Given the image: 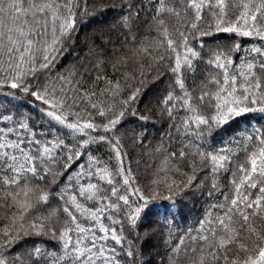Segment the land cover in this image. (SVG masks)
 Returning a JSON list of instances; mask_svg holds the SVG:
<instances>
[{"label": "snow or ice", "instance_id": "6c2138e0", "mask_svg": "<svg viewBox=\"0 0 264 264\" xmlns=\"http://www.w3.org/2000/svg\"><path fill=\"white\" fill-rule=\"evenodd\" d=\"M149 3L151 15L148 27L149 31L156 33L153 38L156 47L144 41L137 42L132 32V21L147 7H142L143 0L139 3L121 0L119 5L113 0H97L91 11L88 0H0V87L7 85L11 89H19L40 101L45 107L38 111L48 118V132L55 133L50 139H39L28 122L30 117L14 114L7 108L0 110V121L7 122L0 126V208L10 212L7 217L10 223L0 228V264H151L144 258L145 252L137 243L139 236L135 234V229L149 201L158 196L155 192L144 196L139 188H133L144 204L132 208L129 196L120 194L119 187L114 183V174L106 167L95 168V172H91L85 170L84 164L77 165L82 169L77 177L96 175L98 182L86 186L78 184L75 194L67 196L64 192L60 196L62 200L67 196L62 209L67 219L59 231L46 223L56 215L55 211L47 217H37L27 227L24 221L37 205L46 204L50 195L47 190L33 186L29 181H48L49 177L55 181L63 174L52 167L59 162L57 150L63 151L64 170L85 155L90 162L88 168H93L99 162L84 149L90 144L108 143L118 163L115 175L123 176V185L131 187L134 177L130 169L124 175L120 141L114 133L131 103L140 97L143 86L151 82L148 77L154 67L164 61L166 55L171 59L170 54L175 53V63L169 65L168 70L174 75V83L182 95L175 96L174 92H169L163 101L165 111L172 119L173 110L177 107L187 113L176 129L178 132L182 129L186 135L202 138L235 118L249 113L264 114V48L252 47L249 54L255 53L256 56L235 65V72L230 71L234 61L227 52L211 51L206 63L219 71L206 75L191 91L186 88L182 72V69L190 72L195 78L194 61L201 59V54L190 46L189 40L190 37L196 39L197 34L199 37H211L216 33H235L264 41V0H149ZM110 8L128 9L120 17L122 33L118 37L127 51L112 64L116 71L126 70L123 85L118 80L96 75L95 81L104 80L107 85L101 93L106 99L99 100L96 91H89L83 86L85 76L90 74L87 69L84 73L74 71L68 76L59 75V87L50 79L48 83L36 86L26 82L29 77L38 80L41 74L52 71L59 58L75 44L80 22L97 11L107 12ZM206 16L208 22L202 26ZM177 47L182 48L183 53L178 52ZM200 47H204L203 41ZM238 50L239 44L233 51ZM90 52L96 55L95 47ZM102 64L103 61L97 59L94 68L99 70ZM133 81L135 83L130 84ZM122 87H131L132 90L127 99L119 102L122 107L117 111L115 104L108 103L107 96L115 99ZM197 88L199 92H196ZM170 101H180L179 106L175 103L169 105ZM73 108L80 110L73 111ZM89 109L94 110L95 116L103 118L101 123L95 122ZM140 118L148 119L147 116ZM253 119H264V115ZM57 125L60 127L57 128ZM193 128L196 131L193 132ZM63 129L69 131L61 134ZM88 130L103 131L106 135L93 136ZM109 133L112 135H107ZM13 135L15 139L11 138ZM69 135L79 139L65 143V137ZM237 147L245 154V159L232 173L231 195L223 194L224 201L212 206L221 209V212L215 215L209 213L200 222L201 227L195 236L190 237V244L184 246L182 239L180 244L170 249L166 264H264V130L254 128L253 133L243 137V142ZM236 154L228 147L204 152L198 146L192 153L201 164L207 162L210 165L213 190H219L216 175L229 170ZM187 155L181 150L178 154L170 153V158L183 160ZM164 163L167 164L168 160ZM196 164L197 160L190 161L194 171ZM175 170L180 171L179 168ZM194 180L193 175L187 178L183 187L175 181L165 186L174 196L192 187ZM100 182H106L111 187L103 189ZM174 185L179 192L174 190ZM209 195H212L211 191ZM77 196L85 201L106 203L89 208ZM120 202L131 209L125 212L132 229L131 239L123 235V229L118 234L115 228H108L102 223L99 224V231L103 235L97 236L92 228L78 222L77 213L99 223L103 213L119 212ZM113 223L121 221L113 220ZM33 234L51 235L52 239L59 241V250L46 251L34 245L23 254L11 252L24 237ZM109 239L120 246L119 252L115 246L106 243Z\"/></svg>", "mask_w": 264, "mask_h": 264}, {"label": "trees", "instance_id": "16d2710c", "mask_svg": "<svg viewBox=\"0 0 264 264\" xmlns=\"http://www.w3.org/2000/svg\"><path fill=\"white\" fill-rule=\"evenodd\" d=\"M90 11L91 6L97 3V0H88ZM117 5L121 0H113ZM133 3H139V0H132ZM143 6H147L145 10L140 12V16L132 21V32L137 37V42L144 41L151 43L156 47L155 41L156 33L149 31L148 21L151 15V5L149 0H143ZM128 9H109L107 12L97 11L95 15L89 16L85 21L80 22V27L77 34V39L74 45L59 58L55 67L51 72L41 74L39 79L27 78L28 83L32 86L37 84H46L49 79L57 84V77L59 75L68 76L71 72L84 73L88 70L89 75L85 76L86 82L83 84L84 88L89 91L97 92V99L104 100L106 96L101 94L102 90L107 87L104 80L95 81L96 75H103L112 81H120L124 84V71H116L112 64L118 56L127 51V48L121 44L118 37L122 33L119 25L120 17L126 14ZM208 17L202 26H206ZM126 31V30H123ZM147 38V39H145ZM203 41L204 47H200V42ZM189 44L201 54V59L195 60L196 74H193L182 69L183 78L186 88L191 91L200 81L209 73L215 74L218 69L211 68L207 65L206 60L211 51L223 50L227 52L234 61L231 72L237 71L235 65H240L243 61L252 60L256 56L255 53L249 54L252 47L264 48V41L254 37L238 36L235 33H216L211 37H199L196 39L190 37ZM240 45V50L233 51L235 45ZM96 49V55L90 52V49ZM177 51L183 53V49L177 47ZM171 59L167 58L156 67L149 75V83L143 86L140 97L131 103L129 110L120 125L115 130V135L120 141V150L124 160V175L128 174V169L131 170V175L134 177V183L131 187L123 185V176L115 175L118 163L115 158V153L112 147L105 142L90 144L84 151L95 157L99 162L93 168H88L90 163L87 155L82 156L80 160L72 163L71 167L64 170L63 164L65 162L63 151L57 150L59 162L53 164L63 174L58 176L55 181L30 180L29 183L33 186H38L47 190L49 200L46 204L37 205L35 209L29 212L25 217V226L35 221L37 217H47L50 212L55 211L56 215L46 223L50 227L59 231L64 226V221L67 219L66 214L62 211L65 206L67 196L76 193L78 184L87 185L88 183H97L98 177L96 175L88 176L81 175L77 177V173L82 169L77 167L78 164H84L86 171L95 172V168H108L114 174V183L120 189V194L129 196V205L135 208L137 205H143L144 201L139 198V195L133 192V188H139L144 196H151L155 192L158 198L149 201L148 206L144 209L141 219L135 229V234L139 236L137 243L145 252V259L150 260L151 264H166L167 256L170 254V249L174 248L180 241L184 240V246L191 243V236L197 234V230L201 227V221L205 220L209 213L215 215L221 212V209L212 207L224 201L223 194L231 195L233 189L231 180L232 173L236 171L237 165L242 163L245 159V154L237 147L238 143L243 142V137L252 134L254 128L264 130V119H253L264 114L249 113L231 120L229 124L215 129L211 134H205L202 138H197L192 134H185L183 130L177 131L183 117L187 113L177 107L173 110V117L169 118L165 111L166 106L163 104L165 97L169 92H174L175 96H181L182 92L178 86L175 85V77L168 70L169 65L175 63V53H171ZM259 57H257L258 59ZM97 59L102 60L101 69L94 68ZM132 65H129L131 68ZM158 76L159 79H153ZM135 82H130L134 84ZM131 87H122L120 95L113 99L110 95L107 96L109 104H115L116 110H120L122 105L120 101L127 99L131 92ZM199 92V89H196ZM194 95L196 93H193ZM179 106L180 101H170ZM45 107L40 101H36L30 95H26L19 89H11L5 85L0 87V110L7 108L14 114L30 117L29 124L37 132V138L50 139L55 133H49L48 118L44 116L39 108ZM79 108H73V111H79ZM92 112L96 123H101L102 119L95 116ZM135 113V114H133ZM83 116L84 113H81ZM147 116V120L140 117ZM74 119V117H70ZM7 122L0 121V126H4ZM53 124L55 122H52ZM11 126V125H9ZM59 128L60 126H56ZM69 130L63 129V132ZM91 135L99 136L106 135L103 131L93 132L88 130ZM196 131L193 128V132ZM44 133L43 136L40 133ZM22 136L25 133L21 132ZM111 136L112 134H107ZM163 137V139H161ZM15 139L13 135L11 137ZM30 139L31 137H26ZM86 138V137H85ZM79 137H72L71 135L65 137V143H72ZM197 146L201 151L208 152L221 147H228L233 149L237 154L233 157V163L229 165L228 171H221L216 175L215 182L219 186V190L212 189L213 178L210 174V165L201 164L198 157L192 155L196 151ZM34 147V146H29ZM181 150L188 153L183 159H172L170 153H179ZM126 154V155H124ZM197 160L195 171L190 165V161ZM165 160L168 163L165 164ZM207 165V166H206ZM179 168L180 171L175 169ZM163 169V170H162ZM186 173L187 175H183ZM195 176L193 185L179 192V189L174 190L179 194L174 195L166 188V184L175 181L181 187L187 182L189 176ZM239 175V173H237ZM71 176L72 179H68ZM153 181H158L154 184ZM103 189H109L111 186L106 182H100ZM199 185V187H197ZM127 189V190H126ZM212 195H209V192ZM64 192H67L65 200L60 198ZM165 197H172L166 199ZM77 199L87 207L92 208L93 205L100 207L106 201H85L79 196ZM115 200V197L111 198ZM121 203V210L119 212H105L101 215L99 223L93 221L90 217L85 219L77 213L78 222L86 228H92L97 236L103 235L99 231V224H103L108 228H115L118 234L123 229V235L128 238L132 237V229L130 228L125 212L130 211L128 205ZM10 212L0 208V228L5 227L10 223L8 216ZM110 217V218H109ZM113 220H120L121 223H113ZM88 235H91L89 233ZM75 238V234H74ZM111 246H115L119 252L120 246L115 245L114 241L110 239L106 242ZM38 246L44 250L58 251L60 248L59 241L52 239L51 235H29L24 237L19 244L15 245L12 253L23 254L29 251L33 246ZM183 247V246H182Z\"/></svg>", "mask_w": 264, "mask_h": 264}, {"label": "rangeland", "instance_id": "374dc122", "mask_svg": "<svg viewBox=\"0 0 264 264\" xmlns=\"http://www.w3.org/2000/svg\"><path fill=\"white\" fill-rule=\"evenodd\" d=\"M161 139H163V137Z\"/></svg>", "mask_w": 264, "mask_h": 264}]
</instances>
